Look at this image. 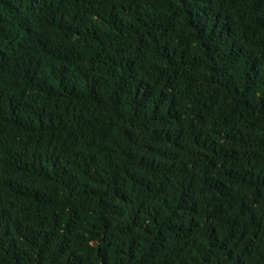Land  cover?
<instances>
[{
  "label": "trees",
  "instance_id": "1",
  "mask_svg": "<svg viewBox=\"0 0 264 264\" xmlns=\"http://www.w3.org/2000/svg\"><path fill=\"white\" fill-rule=\"evenodd\" d=\"M0 264H264V0H0Z\"/></svg>",
  "mask_w": 264,
  "mask_h": 264
}]
</instances>
